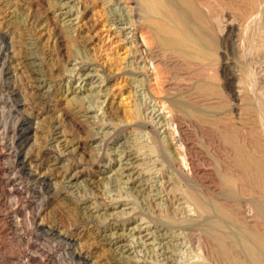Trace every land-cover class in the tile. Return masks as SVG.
<instances>
[{
	"label": "rangeland",
	"instance_id": "1",
	"mask_svg": "<svg viewBox=\"0 0 264 264\" xmlns=\"http://www.w3.org/2000/svg\"><path fill=\"white\" fill-rule=\"evenodd\" d=\"M207 1L216 16L231 17L225 15L227 29L216 31L214 66L160 47L149 26L136 21V13L144 15L138 0H0V45L9 50L8 56L0 52V264H185L206 258L198 229L208 218L187 192L207 198L218 170L238 172L221 133L250 147L256 121L246 107L264 114V10L258 34L249 40L242 17H234L243 1ZM140 36L154 67L139 51ZM242 75L254 82L247 97ZM203 82L217 84L226 103L200 90ZM17 98L23 103L15 113L10 107ZM168 99L206 116L226 109L232 120L215 125L208 117L174 116L186 145L184 163L169 148L150 151L153 135L163 136L168 125L158 101ZM27 124L32 128L23 133ZM16 152L29 158L35 176L17 165ZM169 179L176 180L173 191ZM156 204L174 211L179 206L183 211L177 208L175 215L191 220L176 223ZM191 210L194 217L186 213Z\"/></svg>",
	"mask_w": 264,
	"mask_h": 264
},
{
	"label": "bare ground",
	"instance_id": "2",
	"mask_svg": "<svg viewBox=\"0 0 264 264\" xmlns=\"http://www.w3.org/2000/svg\"><path fill=\"white\" fill-rule=\"evenodd\" d=\"M178 1L180 3V7L175 6L174 2L172 3L171 0H138V3L140 4L141 7V12H143L144 15L139 16L136 13V21H138L139 24L141 23L143 25L149 26L154 38L156 39V42L160 47L169 50L171 52H175L186 58L196 59L204 63L206 66H214L219 60L218 40L216 37V31L219 32L224 31L228 22L227 18L230 17V15L224 14V16L223 15L216 16V13H214V10H212L213 8L211 9L209 7L207 0L199 1V2L197 1L194 2L193 0H178ZM241 1H243L245 5L244 7L242 6L243 9L236 8V12L237 11L238 12L237 13L235 12L234 17L235 16L239 18L242 17V20L239 19L240 25H242L244 29L243 32L245 33V39L247 38L250 40L251 37H253L255 34H258V31L260 30L257 27V21H258L257 16L260 11L264 10V0H241ZM209 10L213 11V13L209 14ZM204 11L208 12V17L206 16L207 14ZM239 11L241 15L239 14ZM225 15H227L226 16L227 18L225 17ZM141 17L143 21H141ZM201 23L204 24V27L201 25ZM132 26H133L132 30H136V26L134 23L132 24ZM227 31L225 32L227 33ZM262 33L264 35V30H262ZM132 36H134V34H132ZM7 39L8 38H6V40ZM138 39L140 41L139 43L141 46V50L139 51L141 52L143 59H145V62H147L148 59V62L152 64V66L154 67L153 65L154 55L151 52L150 48L148 47L149 45L145 42L143 37L140 36ZM261 39H264V36H262ZM10 48H13V46ZM8 51H9L8 45L7 44L4 45L1 43L0 52H3L4 56H8L9 54ZM7 60L5 59L3 61L2 64L3 66L6 65L5 63ZM241 81H242L241 86L243 91L242 95L245 97L251 95L252 85L254 84V82L252 84L250 78L247 75H242ZM198 87L200 90H206L211 94L217 95L219 97L218 100L219 105H224L226 103V99L217 84L213 82H203V83H199ZM231 96L236 97L237 95L234 96L231 95ZM168 101L169 104H167L166 101H158L160 102L159 111L160 113H162V116L164 117L163 120H166V123L168 125L166 123L164 124V126L165 125L167 126H165V128L163 127L165 129L164 130L165 134L163 136L160 137L158 136V134L156 135V133L153 135V139L155 140L156 145L150 146V151L152 152L156 148H160L161 151L162 150L164 151V149L168 150L169 148L170 150L176 153V155L174 153L175 157L177 156L184 163H187L188 160L186 153V145L180 134L178 125L174 122V116H176L179 113H182L184 115L193 116L196 118H201L202 116L203 118L208 117L207 119H209V121L215 125L229 124L230 120H232V117L228 115L226 109L211 114L209 116H206L205 114L199 112L198 110L188 107V105H186L183 101L179 99H168ZM22 103L23 101L21 99L19 98L15 99V105L13 107H10L11 110L17 113V109L19 106L22 105ZM246 109L253 111V113L255 114L254 120L257 122V125L256 122L255 124H253V131L251 132L252 144L250 145V147H247L246 145L242 144L241 141L238 140L237 136H234L230 133H226L224 131L221 133V139L223 143L229 145L232 148V161L234 166L238 168V172L235 173V171L232 172L230 171V169L226 170L227 168H223V167H222L223 171L218 170L219 173L217 176V180L215 184L210 187L207 198H204L197 193L187 192L192 200V204L195 210L199 214H206L208 218V222L204 228L198 229L199 230L198 236L200 238L202 237L204 242L207 244V248H206L207 250L205 253L206 258H202L201 260H198L196 258L197 260H193V261H190L191 260L190 259L188 260L190 262L185 264H264V114L260 109V107L247 106ZM24 120L25 118H22V120H20L17 123V126L21 127L25 122ZM31 128L32 126L30 124H27L25 127H23V133L28 132L29 130H31ZM22 153L16 152L17 165H19L22 168L21 170L25 171V173H27L28 175L35 176L36 174L34 170H32L29 162H27L29 158L27 159L26 155H23ZM31 158H33V156ZM149 158L151 157L149 156ZM162 170L163 169H161V171ZM175 182L174 180L170 181L169 179V184L172 191ZM46 185L47 183L45 184V186ZM51 188L52 187H50L49 189ZM156 205L160 213H162L165 217L172 219L176 223L185 222V221L187 222L191 220L190 218L187 217H178L177 215H175L176 210H180L177 208H181L179 206L174 211L173 207H172L173 210L167 207L164 208L165 204L163 205L164 207H162L161 204L160 205L156 204ZM181 209L182 210L180 211L182 212L183 208ZM188 211L186 213L191 214L193 210H191V212L189 213ZM184 213L185 211L183 212V214ZM194 216L195 214L193 215V217ZM45 229L47 230V228ZM48 231L51 232L52 230L50 229ZM195 232L197 231L195 230ZM53 234L55 233L52 232V235ZM67 250L69 251L70 248Z\"/></svg>",
	"mask_w": 264,
	"mask_h": 264
}]
</instances>
